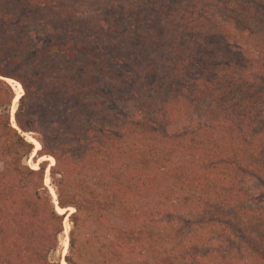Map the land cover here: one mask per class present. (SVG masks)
Masks as SVG:
<instances>
[{
	"label": "trees",
	"instance_id": "trees-1",
	"mask_svg": "<svg viewBox=\"0 0 264 264\" xmlns=\"http://www.w3.org/2000/svg\"><path fill=\"white\" fill-rule=\"evenodd\" d=\"M255 180L264 0H0V264H264Z\"/></svg>",
	"mask_w": 264,
	"mask_h": 264
},
{
	"label": "rangeland",
	"instance_id": "rangeland-1",
	"mask_svg": "<svg viewBox=\"0 0 264 264\" xmlns=\"http://www.w3.org/2000/svg\"><path fill=\"white\" fill-rule=\"evenodd\" d=\"M212 15L213 16H217L222 23H225L226 26H228L230 29L233 30L234 36L236 35V32H235V30L233 28L232 23L230 21L226 20L225 16H223L222 14H218V12H212ZM245 43H248V44H245ZM237 46L240 47V48L244 47V49L246 50V52L250 56H252V57L255 56V54L253 53V50H254L253 46L251 45L250 42H248V41H239V42H237ZM254 63H255V65L249 71L246 72V78L249 79L250 81L258 82V81H260V79L262 77V73H261L260 68L256 64L257 63L256 60H255ZM9 81L14 85V87H15V89L17 91V96L20 98L22 96V94H23V89H22L20 83L15 81V80H12V79H10ZM18 106H19V102L17 101L16 105H15V102H14L13 114H15V111L17 110ZM120 112L125 114V115H129V116H134L136 114L135 109L132 106H126V107L123 106V108L120 109ZM27 137H28V139L30 141H32L34 143H35V140L38 141V139L34 135L28 134ZM40 148H41V144H40L39 147L36 144V151L39 150ZM46 160H48L51 165L55 163L54 158L53 157H49V156H44L43 158L39 159V163L42 162V161H46ZM30 164L32 166H34V167L35 166L38 167V163H35L32 158L30 159ZM46 183H47V185H49V187L51 189V192L53 194V197L56 200L57 199V195L55 194L56 191H55V188H54V186L52 184L49 170L47 172ZM249 190H250L251 194L255 198L264 199V180H255V181H253L250 184ZM67 210H69V213H72L75 209L74 208H70V209H67ZM67 210L63 209L62 213L64 211L66 212ZM71 228H72L71 224H70V222L68 220V217H67L66 220H65V231H64V234L62 235V249H61V253H62L63 256L66 255L68 253V250H69V247H67L66 243L68 242V246H69ZM93 231H94V229H92V228L91 229L86 228V230L81 232V234H80V239H81L80 240V246L85 245L86 243H84V242L87 241L86 239L87 238H91L93 236V234H94ZM66 249H67V251L65 252ZM64 264H66V263L64 262Z\"/></svg>",
	"mask_w": 264,
	"mask_h": 264
},
{
	"label": "bare ground",
	"instance_id": "bare-ground-1",
	"mask_svg": "<svg viewBox=\"0 0 264 264\" xmlns=\"http://www.w3.org/2000/svg\"><path fill=\"white\" fill-rule=\"evenodd\" d=\"M19 100V97H17L16 99H15V105L17 104V101ZM13 113V112H12ZM35 143L38 145V147L40 146V143L37 141V140H35ZM56 194V193H55ZM54 194V195H55ZM57 195V194H56ZM58 210L60 211V212H62L63 211V209H61V208H58ZM65 212V211H64ZM63 212V213H64ZM66 245H67V247H68V242L66 243ZM67 251V249L65 250V252Z\"/></svg>",
	"mask_w": 264,
	"mask_h": 264
},
{
	"label": "water",
	"instance_id": "water-1",
	"mask_svg": "<svg viewBox=\"0 0 264 264\" xmlns=\"http://www.w3.org/2000/svg\"><path fill=\"white\" fill-rule=\"evenodd\" d=\"M21 85V84H20ZM22 87V86H21ZM23 89V88H22ZM15 102V101H14ZM18 102H19V100H18ZM12 112H13V109H12ZM16 112V111H15ZM14 115V114H13ZM14 120H15V118H14ZM55 164V163H54ZM54 164H52V165H54ZM50 172V171H49Z\"/></svg>",
	"mask_w": 264,
	"mask_h": 264
}]
</instances>
